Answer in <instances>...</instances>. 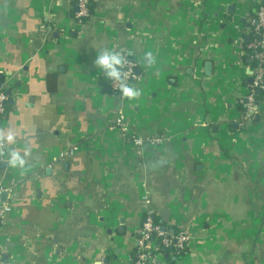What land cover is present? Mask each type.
I'll return each mask as SVG.
<instances>
[{
  "label": "crops",
  "instance_id": "obj_1",
  "mask_svg": "<svg viewBox=\"0 0 264 264\" xmlns=\"http://www.w3.org/2000/svg\"><path fill=\"white\" fill-rule=\"evenodd\" d=\"M261 4L0 0V264H132L147 214L189 236L152 264H264V99L237 108ZM106 53L137 61L122 97Z\"/></svg>",
  "mask_w": 264,
  "mask_h": 264
},
{
  "label": "built area",
  "instance_id": "obj_2",
  "mask_svg": "<svg viewBox=\"0 0 264 264\" xmlns=\"http://www.w3.org/2000/svg\"><path fill=\"white\" fill-rule=\"evenodd\" d=\"M75 1L77 9L74 19L83 23L90 14V0ZM249 31L254 34L259 33L260 37H253L245 45L247 49L251 50L250 57L255 61V64L250 67L249 92L241 99L247 116L257 111L258 103L261 101L256 98V91L264 90V5H259L254 17L249 19L247 34ZM115 65H118L115 69L117 75H111L110 89L116 96L122 97L128 92H125V89L129 90L139 79L135 70L138 64L136 60L125 56L120 63L111 64L112 67ZM6 100L7 95L3 90H0V121L4 118ZM1 153L4 151L2 150ZM10 210V206L0 200V218ZM188 241L189 236L183 230L179 229L171 233L167 227L163 228L161 223L154 222L151 215L147 214L135 235L137 255L132 259V264H152L154 259L160 256V249L176 248L183 250Z\"/></svg>",
  "mask_w": 264,
  "mask_h": 264
},
{
  "label": "trees",
  "instance_id": "obj_3",
  "mask_svg": "<svg viewBox=\"0 0 264 264\" xmlns=\"http://www.w3.org/2000/svg\"><path fill=\"white\" fill-rule=\"evenodd\" d=\"M75 2H76V1H75ZM93 4H94V0H90V4H89V10H90V11H91V9H92ZM252 17H254L253 14H252L251 18H252ZM88 18H90V14H89V16L86 18V20H87ZM86 20H85V21H86ZM253 37H260V35H259V33H255V34H254L253 32L249 31V33H248L247 36H246V40H247V42L251 41V39H252ZM250 55H251V50H250V49H247L246 47H244V55H243L244 57H243V58H244V59H247V58L250 57ZM254 64H255V61L252 60V62L250 63V65L253 66ZM117 66H118V65H115L114 67H112V66H111V67L105 66V75H104V77H103V79H102V83H103L104 85L108 86L110 92H112V90L110 89L111 73L113 72V70H115V69L117 68ZM136 69H139V67H136L135 70H136ZM137 75H139V74H137ZM250 78H251V77H250ZM250 82H251V81H250ZM0 90H3V89L0 88ZM255 95H256V98H257V99H260V100L264 99V90H262V91H256V94H255ZM9 107H10L9 104H7V102H6V103H5V113H6V110L9 109ZM237 108H238L242 113H244L245 108H244V106H243V104H242L241 101L237 102ZM5 113H4V115H5ZM153 220H154V222L159 223L157 217L153 218ZM185 249H186V248H185ZM185 249H183L182 252H184ZM160 250H162V249H160ZM165 250H166V249H165ZM131 255H132V259H134V258L136 257V255H137V251H136V249L132 251ZM155 264H157V263H155Z\"/></svg>",
  "mask_w": 264,
  "mask_h": 264
},
{
  "label": "clouds",
  "instance_id": "obj_4",
  "mask_svg": "<svg viewBox=\"0 0 264 264\" xmlns=\"http://www.w3.org/2000/svg\"><path fill=\"white\" fill-rule=\"evenodd\" d=\"M116 62L115 60V57L114 55L112 54H109V53H106L102 56L99 57V60H98V63L100 65H103V66H108V67H111V64ZM111 75H117L116 71L113 70V72L111 73ZM128 90L125 89V92H127ZM130 94V93H129ZM9 140H12L13 138L11 136L8 137Z\"/></svg>",
  "mask_w": 264,
  "mask_h": 264
},
{
  "label": "water",
  "instance_id": "obj_5",
  "mask_svg": "<svg viewBox=\"0 0 264 264\" xmlns=\"http://www.w3.org/2000/svg\"><path fill=\"white\" fill-rule=\"evenodd\" d=\"M77 9V8H76ZM118 61H120V57L118 58ZM209 67H210V63L209 62H206L205 63V70H206V72L208 73V71H209ZM1 85V84H0ZM8 95H10V93H7ZM12 102V100L10 99L9 100V103H11ZM5 195H6V192H2L1 194H0V200L3 202V201H5ZM163 228H165V226H163ZM170 232L172 233L173 232V229H170Z\"/></svg>",
  "mask_w": 264,
  "mask_h": 264
}]
</instances>
